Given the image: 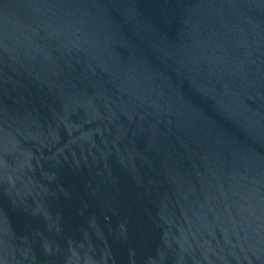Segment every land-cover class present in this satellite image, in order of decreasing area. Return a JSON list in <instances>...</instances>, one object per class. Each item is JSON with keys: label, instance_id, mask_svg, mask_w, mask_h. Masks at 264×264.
<instances>
[{"label": "water", "instance_id": "obj_1", "mask_svg": "<svg viewBox=\"0 0 264 264\" xmlns=\"http://www.w3.org/2000/svg\"><path fill=\"white\" fill-rule=\"evenodd\" d=\"M0 264H264V0H0Z\"/></svg>", "mask_w": 264, "mask_h": 264}]
</instances>
